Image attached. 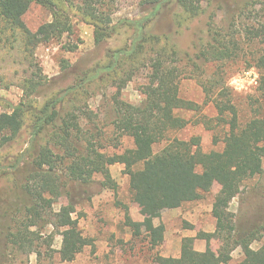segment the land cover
I'll return each instance as SVG.
<instances>
[{
	"label": "trees",
	"instance_id": "trees-1",
	"mask_svg": "<svg viewBox=\"0 0 264 264\" xmlns=\"http://www.w3.org/2000/svg\"><path fill=\"white\" fill-rule=\"evenodd\" d=\"M120 1L0 0V54L3 52L13 64L24 67L20 102L16 105L4 102L6 107L0 113V150L23 130L30 137L27 162H22L27 165L25 177L16 183L17 193L23 192L24 197L18 198L20 208L18 200L15 205L20 215L13 221L10 219L7 250L23 262L33 253L40 257L42 247L46 245L49 250L54 235H59L60 261L75 260L91 244L72 217L75 210L71 202L54 209L64 195L69 183L66 181L89 185L95 175H100L102 186L114 189L109 168L120 164L129 178L131 200L144 215L141 222L126 215L125 225L137 238L144 234L152 248L163 241V229L152 221L160 210H174L198 201L201 190L219 186L212 205L215 229L199 235L206 241V249L195 250L194 238L187 237L182 239L178 259L156 255V264H228L238 249L241 253L238 264H264V242L254 249L258 233L239 232L229 209L242 184L263 173L264 0H239L237 6L229 9L232 24L227 31L210 28L211 40L194 59L182 55L167 36L151 33L149 27L158 13L171 4L181 10L178 20L181 25L201 13L202 3L214 0H138L141 16L119 21V25L131 31L128 44L108 50L104 59L77 76L74 84L39 106L34 97L45 85V76L36 60V49L71 36L76 17L93 27L94 44L100 45L116 33L112 17ZM32 5L41 6L51 17L50 22L34 32L23 20ZM241 43L260 47L248 67H255L262 74L257 88L262 112L242 127L236 107L225 91L222 69V65L238 57ZM61 47L69 53L77 49L73 43ZM199 61L214 70L212 77L198 80L207 103L214 107L219 121L229 126L223 149L210 153L201 151L198 137L185 141L176 135L191 123L184 115L201 109L179 95L182 77H199L203 73ZM61 68H68L64 60ZM137 78L142 79L139 86L142 98L135 105L121 96ZM94 96L108 101L114 112L110 136L95 132L100 121L89 106ZM122 136L132 140V149L120 154L103 151L106 146L117 149ZM161 143L162 149L154 153L153 147ZM47 227L53 232L44 238L42 230ZM212 240L220 244L216 252L208 246Z\"/></svg>",
	"mask_w": 264,
	"mask_h": 264
},
{
	"label": "rangeland",
	"instance_id": "rangeland-1",
	"mask_svg": "<svg viewBox=\"0 0 264 264\" xmlns=\"http://www.w3.org/2000/svg\"><path fill=\"white\" fill-rule=\"evenodd\" d=\"M239 4V0H214L200 5L201 13L193 19L178 24L181 10L177 5L171 4L163 8L154 18L149 31L159 36H167L171 43L176 45L182 55L187 54L194 59L199 49L210 40V28L226 32L232 24L230 11ZM117 10L113 15V22L117 26L116 33L100 45L94 44L93 27L81 18L73 19L74 31L69 37L61 41H52L40 45L35 52L36 60L42 68L45 76V85L34 97L40 106L46 99L60 90L74 84L77 76L90 69L96 62L102 61L108 50H115L128 44L131 31L124 25H119L123 19H134L141 16L138 0H121L116 5ZM238 19V16L236 17ZM23 20L31 31H36L42 24L51 21L49 13L39 5H32L24 15ZM73 43L77 49L65 52L62 45ZM259 46L254 44H242L238 50V57L222 65L225 77V91L234 103L238 113L240 126H244L250 119L262 112V99L257 91L261 80V71L249 68L250 58L258 52ZM68 65L66 70L61 68V61ZM203 73L199 77L184 76L179 82V95L185 100L198 104L201 109L198 112H190L184 117L191 123L177 133L181 140L188 141L193 137L200 140V149L204 153L221 151L224 147V139L229 131L225 121H219L216 110L207 103L205 94L198 80L212 77L213 67L197 62ZM23 68L12 63V60L3 52L0 54V113L6 107L4 102L16 105L20 102L23 91ZM255 70L257 85L248 83L244 73ZM142 79L133 80L122 92V99L131 104H139L142 96L139 86ZM90 109L99 116L95 132L101 136H110V123L115 119L114 112L108 101L100 96H94L89 101ZM27 130H23L13 141L6 144L0 150V264H156L155 256L178 259L180 256L182 239L194 238V248L204 251L207 247L205 240L201 239V233H212L215 229L213 216L214 196L219 190L218 185L211 189L201 190V199L185 204L174 210H160L159 215L152 218L155 226L163 229V241L155 248L148 243V238L142 235L137 238L132 235L125 225V216L133 221L141 222L144 215L132 202L129 191V178L125 174L123 165L117 164L109 168L115 188L109 189L102 186L103 178L95 175L92 183L82 185L70 181L63 192V196L54 207L58 210L71 202L74 206L73 219L77 222L82 235L90 240V246L86 247L72 262H61L58 250L61 245V237L54 235L52 245L48 250L45 245L40 250V257L33 253L27 259L12 257L6 248V236L17 211L20 208L19 197H24L23 192L17 193V180L25 177L22 163L27 162L26 149L29 142ZM117 149L106 146L103 150L108 154H120L134 147L132 140L127 136L119 138ZM164 143L153 147V152L158 153ZM65 182V181H64ZM20 184V183H19ZM20 192V191H19ZM19 201V207L15 205ZM14 208V209H13ZM230 211L234 214L237 230L241 233L255 231L259 239L252 247L257 249L264 242V164L263 173L242 184L240 193L232 200ZM19 213V214H18ZM11 219V221H10ZM44 238L53 231L50 227L42 230ZM209 248L216 252L219 242L212 240ZM52 251V252H51ZM52 257L49 258V254ZM241 259L240 250L232 255L228 264H238Z\"/></svg>",
	"mask_w": 264,
	"mask_h": 264
},
{
	"label": "built area",
	"instance_id": "built-area-1",
	"mask_svg": "<svg viewBox=\"0 0 264 264\" xmlns=\"http://www.w3.org/2000/svg\"><path fill=\"white\" fill-rule=\"evenodd\" d=\"M246 80L248 81L249 84L256 86L257 85V74L255 70H249L248 72L244 73Z\"/></svg>",
	"mask_w": 264,
	"mask_h": 264
}]
</instances>
